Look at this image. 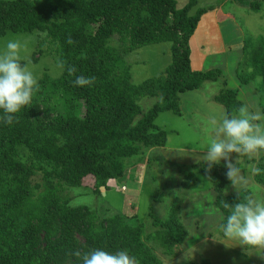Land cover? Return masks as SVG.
<instances>
[{"label": "trees", "instance_id": "obj_1", "mask_svg": "<svg viewBox=\"0 0 264 264\" xmlns=\"http://www.w3.org/2000/svg\"><path fill=\"white\" fill-rule=\"evenodd\" d=\"M198 4L188 0L179 9L175 0H0V37L37 32L38 51L52 55L61 70L56 78L43 74L13 123L0 119V264H80L75 254L93 248L125 249L134 264H162L156 251L168 260L176 256L174 249L188 237L179 200L165 220L149 213L152 229L147 231L155 239L149 245L146 224L136 214L105 216L75 207L66 191L81 189L102 198L110 180L125 177L131 159L136 165L129 169L137 170L147 151L165 147L168 133L155 124L158 116H182L179 95L206 82L221 84L213 100L231 115L246 109L239 95L252 85L264 114V37L228 46L226 51L245 55V69L234 72L237 83L228 87L225 69H193L206 46L198 57L191 39L202 31L197 32L204 15L218 7ZM239 5L250 9L247 14L261 11L259 0ZM212 18L207 27L215 30V14ZM161 43L170 44V64L160 75L134 84L127 56ZM77 76L94 80L75 86ZM142 99L155 100L144 109ZM250 163L261 170L255 183L264 185V156ZM201 172L223 223L230 212L226 205L247 200L249 193L226 194L230 181L220 165ZM193 185L192 173L184 175L181 188ZM159 196L153 193L152 199Z\"/></svg>", "mask_w": 264, "mask_h": 264}, {"label": "rangeland", "instance_id": "obj_2", "mask_svg": "<svg viewBox=\"0 0 264 264\" xmlns=\"http://www.w3.org/2000/svg\"><path fill=\"white\" fill-rule=\"evenodd\" d=\"M175 1L179 9L188 2V0ZM241 1L199 0L198 4L200 7L218 6L214 14L219 31L216 28L213 30L207 27V23L213 19L214 15L213 12H209L206 16L204 15L202 21L204 24L197 32L201 29L202 31L197 38L210 41L211 45V49H204L209 52L202 59L204 70L225 69L223 75L228 80V87H233L237 83L234 72L237 70L242 72L245 69L243 66L245 55L242 52L226 51L224 47L216 50L215 47L219 44L237 47L246 38L255 40L258 37H264V0H259L261 11L257 14H247L250 9L239 5ZM254 1L256 0H245V2ZM38 37L37 32L26 35H6L0 37V42L11 38L19 39L25 46L21 50L22 63L29 64L37 80L41 79L43 74L56 78L61 73L60 67L52 55L38 51ZM169 48L170 44L161 43L145 46L128 55L126 61L130 66L133 83L140 84L160 75L170 64ZM190 49L192 50L191 44ZM201 61L196 64V69ZM221 87L219 82H206L198 90L179 95L182 116L164 112L155 122L160 129L168 133L165 147L147 151L143 162L140 165L137 164V170L129 169L130 165H136L131 164L133 163L131 159L125 177L110 180L109 189L102 198L81 189L66 191L70 204L105 212L107 213L104 214L105 216L122 215L128 218L133 213L136 214L135 219L147 225H144L143 234L150 239L144 241H148L150 245L155 239L151 235L152 232L147 231V227L152 229L149 213L152 212L155 217L165 220L170 214L172 205L179 200L178 213L188 237L183 245L174 249L176 256L171 260H168L160 251H156L162 264H202L203 259L208 260L209 264H264V259L249 255L242 248L234 246L232 242L221 239L219 228L222 221L221 215L214 208V196L211 193L210 184L201 175V169L208 168V165L201 161V156L204 154L205 143L212 135L210 121L213 117L219 118L224 114L223 107L213 100ZM255 89L252 85L244 88L240 92L239 99L245 103L250 114H258L262 117L255 123L264 131V114L258 107L256 99L258 92ZM154 100L142 99L140 104L144 109H148ZM262 156L264 155L237 158V154H231L230 162L235 164L239 169L240 177L247 183L243 187L240 184L232 187L229 183L225 188L226 194L234 196L241 190H246L252 198H264V185L256 184L254 180L252 171L254 164L246 166V161L250 158L257 160ZM220 167L226 172L223 161L220 162ZM188 173H192L194 185L185 190L181 188V182L184 175ZM122 186L125 187L126 192H122ZM153 193L160 195L158 201L152 199ZM130 204L134 206L132 211L128 206ZM185 251L189 259L187 261L184 259Z\"/></svg>", "mask_w": 264, "mask_h": 264}, {"label": "clouds", "instance_id": "obj_3", "mask_svg": "<svg viewBox=\"0 0 264 264\" xmlns=\"http://www.w3.org/2000/svg\"><path fill=\"white\" fill-rule=\"evenodd\" d=\"M24 47L16 38L0 42V119L6 124L14 122L15 114L30 104L39 87L29 64L22 63L21 50ZM93 80L92 77L77 76L72 83L75 86H87ZM261 118L241 108L239 115L224 113L210 121L212 135L204 145L201 161L208 165V170L223 161L226 172L222 171L232 187L237 184L243 187L247 182L240 177L235 164L230 162L231 154H237V158L264 155V131L254 123ZM252 171L255 176L261 170L254 167ZM226 207L230 208V212L219 225L221 239L232 242L249 255L264 259V198L249 197ZM75 255L79 256L80 264H134L125 249L110 252L93 248L83 255ZM184 259L189 260L187 251Z\"/></svg>", "mask_w": 264, "mask_h": 264}, {"label": "crops", "instance_id": "obj_4", "mask_svg": "<svg viewBox=\"0 0 264 264\" xmlns=\"http://www.w3.org/2000/svg\"><path fill=\"white\" fill-rule=\"evenodd\" d=\"M215 25H217V23ZM216 29L219 31V29H218L217 26H216ZM204 46H206L205 49H207V50H208V48L211 49L210 41H204V39H199V38L196 39V35L192 37V39H191V47H192V50L191 51H192V53L194 55H196V51H197V54H198V57H199V55H200L199 54V50L203 51V49H201V48H203ZM231 46H234V45H231ZM223 47H224L225 50L227 48H229L226 45L223 46V44H219L218 46L215 47V49L216 50H221V48L223 49ZM208 53L209 52H206L205 51L204 56L207 55ZM204 56L202 58H204ZM202 62L200 63V65L197 68H200L201 67ZM192 64H193V69H196V62L195 63H192Z\"/></svg>", "mask_w": 264, "mask_h": 264}]
</instances>
